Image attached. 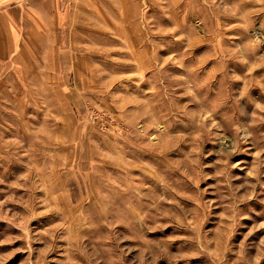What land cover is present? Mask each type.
<instances>
[{
  "label": "rangeland",
  "instance_id": "rangeland-1",
  "mask_svg": "<svg viewBox=\"0 0 264 264\" xmlns=\"http://www.w3.org/2000/svg\"><path fill=\"white\" fill-rule=\"evenodd\" d=\"M43 1L0 0V264H264V0Z\"/></svg>",
  "mask_w": 264,
  "mask_h": 264
},
{
  "label": "crops",
  "instance_id": "crops-1",
  "mask_svg": "<svg viewBox=\"0 0 264 264\" xmlns=\"http://www.w3.org/2000/svg\"><path fill=\"white\" fill-rule=\"evenodd\" d=\"M44 1L40 2L39 6H36V7H39L40 14L43 12L44 13H51L52 12V9H51L52 4H51L50 0H44ZM40 19H41L40 17L35 18L34 25H33V27L39 28L38 32L40 34H42L43 30L45 31V32H43V34L41 36L39 33L36 35L37 37L40 36L38 39L35 38L37 40H40V43H38L36 40L32 41L31 38L33 36L30 35V33H26V36L28 37V40H27L28 45L31 46V44L33 43L34 46H38V45L42 44L43 42H45L46 39H47L46 40L47 44H49L51 42L49 45H52V44L56 45L57 42H53L52 40H50V38L48 40V37L46 36V33H47L46 29L51 28V22L49 21L47 24V22L41 21ZM33 27H31V28L33 29ZM3 28H4L3 25L0 24V61L8 60L11 57L10 54L12 53V51L14 49V45L16 43V41H14L15 34H16L15 31H14V33H12L13 40H12V38H11V40H8L7 38L10 36V34L4 32ZM22 43L24 44V41Z\"/></svg>",
  "mask_w": 264,
  "mask_h": 264
}]
</instances>
